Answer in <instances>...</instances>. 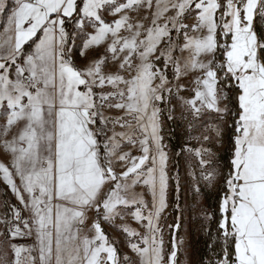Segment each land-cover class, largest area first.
Returning a JSON list of instances; mask_svg holds the SVG:
<instances>
[{
  "label": "snow or ice",
  "instance_id": "1",
  "mask_svg": "<svg viewBox=\"0 0 264 264\" xmlns=\"http://www.w3.org/2000/svg\"><path fill=\"white\" fill-rule=\"evenodd\" d=\"M0 183V264H264V0H0Z\"/></svg>",
  "mask_w": 264,
  "mask_h": 264
},
{
  "label": "rangeland",
  "instance_id": "2",
  "mask_svg": "<svg viewBox=\"0 0 264 264\" xmlns=\"http://www.w3.org/2000/svg\"><path fill=\"white\" fill-rule=\"evenodd\" d=\"M179 123V121H167V123L165 122L166 125H164V127H167V132L165 133L174 137L173 143L176 142L175 137L177 136L180 137L181 143H183L184 140L185 129L182 126L178 127ZM193 144H195V141H193ZM4 200H7L9 203L14 202V199L6 197L4 192L0 188V202H3ZM208 200L209 202H212L214 200V196L208 197ZM185 227L190 228L189 235L187 236L189 247L186 249L185 255L181 256L180 259L182 261V264H196V262L199 261L202 256L203 236L197 231L198 223L196 221H193L190 226L186 225ZM165 239L167 241V236L165 237Z\"/></svg>",
  "mask_w": 264,
  "mask_h": 264
},
{
  "label": "trees",
  "instance_id": "3",
  "mask_svg": "<svg viewBox=\"0 0 264 264\" xmlns=\"http://www.w3.org/2000/svg\"><path fill=\"white\" fill-rule=\"evenodd\" d=\"M165 122L167 123V120ZM164 128H165L164 131L167 132V127H164ZM0 188L4 192L6 197H10L11 199H13V197L11 196V193L8 192L6 186L3 183H0ZM203 254H204V243L202 244V255Z\"/></svg>",
  "mask_w": 264,
  "mask_h": 264
},
{
  "label": "crops",
  "instance_id": "4",
  "mask_svg": "<svg viewBox=\"0 0 264 264\" xmlns=\"http://www.w3.org/2000/svg\"><path fill=\"white\" fill-rule=\"evenodd\" d=\"M14 199V198H13Z\"/></svg>",
  "mask_w": 264,
  "mask_h": 264
}]
</instances>
